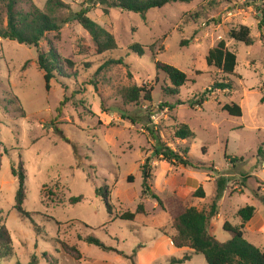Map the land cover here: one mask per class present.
<instances>
[{
	"label": "rangeland",
	"instance_id": "rangeland-1",
	"mask_svg": "<svg viewBox=\"0 0 264 264\" xmlns=\"http://www.w3.org/2000/svg\"><path fill=\"white\" fill-rule=\"evenodd\" d=\"M63 1L73 11L89 7L88 15L113 33L118 48L97 54L89 32L77 21L66 23L60 35L48 33L41 49L48 50L52 42L75 68L52 80L47 90L37 48L0 38V210L15 250L12 256H0V264H131L123 255H132L141 244L155 247L158 231L165 236L173 232L170 215L143 194L145 164L152 173L148 184L160 199L174 194L189 170L195 171L192 183L204 171L217 176L216 186L225 177L228 194L221 204L227 220L237 225L238 210L254 205L262 227L246 228L244 236L264 249V29L258 26L264 0L175 1L144 15L117 7L106 14L100 1ZM47 2L20 0L18 8L28 11L35 4L48 11ZM241 25L250 27L253 44L230 36ZM221 39L237 54L233 75L207 64L209 49ZM134 43L145 46V55L129 50ZM151 55L187 74L190 81L179 94L169 93L170 81ZM109 58H123L124 63L104 66ZM227 82L233 89L219 88ZM141 85L153 87L151 100L124 102L122 92ZM232 103L241 106L242 116L223 108ZM181 123L190 126L194 138H174ZM160 144L196 167L183 170L181 163L157 154ZM20 163L26 174L24 209L34 213L31 218L15 209L18 180L12 168ZM105 185L112 213L105 190L96 194ZM216 186L207 184L206 204ZM73 196L83 199L72 204ZM191 200L199 204L201 199ZM140 202L144 215L134 221L116 218L136 212ZM223 219L215 235L227 241L233 233L224 229ZM88 235L112 249L81 239ZM61 241L77 245L82 258L64 252ZM187 253L192 259L181 264H208L202 254L171 245L146 252L136 264H167L171 256Z\"/></svg>",
	"mask_w": 264,
	"mask_h": 264
},
{
	"label": "trees",
	"instance_id": "trees-1",
	"mask_svg": "<svg viewBox=\"0 0 264 264\" xmlns=\"http://www.w3.org/2000/svg\"><path fill=\"white\" fill-rule=\"evenodd\" d=\"M20 0H0V38L16 40L19 43L33 45L38 50V65L44 71L45 87L50 90L52 80L58 77H65L68 75V70L75 68V62L69 58L62 57L55 45L50 42L48 50L41 49V41L48 33L55 32L60 35L63 26L71 21H77L84 27L92 37L95 43V51L97 54H104L106 52L114 51L118 48L117 41L113 33L104 28L101 24L92 19L88 13L89 7L81 8L79 11H73L70 5L63 0H48L47 10H42L35 4L26 11L18 8ZM93 4L94 1H100L105 5L104 12L109 13V9L113 7L121 8L126 11L145 14L150 9L160 8L170 2L181 1L190 2L192 0H88ZM66 11V15H59L61 11ZM261 18L259 20V29L263 32L264 29V9L260 10ZM230 36L235 40L245 42L248 45L254 43L251 36L250 27L241 25L239 28L232 29ZM129 50L143 56L146 53V48L141 43H134L129 47ZM237 54L232 51L224 39H221L215 46L209 49L206 57L208 66L216 67L226 74L233 75L238 64ZM150 61L155 65L158 71L164 72L171 86L168 91L172 95L179 94L180 88L183 87L189 78L187 74L174 65L157 60L154 55H151ZM124 63L123 58H109L104 66L110 64ZM101 68V67H100ZM104 68V67H103ZM219 88L223 90L233 89L232 83H219ZM153 87L148 88L147 85L132 86L122 92L123 100L126 103L137 102L140 98L151 100V93ZM264 100V96L262 98ZM200 104V101L198 102ZM165 103L162 106H168ZM64 102H61L59 110H62ZM173 107V106H171ZM231 115L242 116V108L237 103L226 104L223 107ZM153 132V131H152ZM174 138L185 140L187 138H194L195 133L187 124H178L174 131ZM156 138V137H155ZM157 139V138H156ZM1 145V141H0ZM157 154L165 156V158L172 162H178L184 165H191L196 167L188 157L182 153H178L167 145L160 144ZM186 152V151H185ZM148 160V159H147ZM2 154L0 153V168H1ZM13 175L18 180V189L16 192L15 209L22 217L31 218V212L24 209L26 199L25 181L26 174L23 168V163H20L17 168H12ZM152 177L151 170L148 165H144V184L143 194L152 196L160 205H163L160 196L150 187L149 179ZM131 176L128 177L131 180ZM226 185V178L220 177L217 180L216 193L212 202L200 209L196 206H187L184 211L173 219V232L169 235L173 244L177 248H189L192 252L202 254L208 264H264V249L257 247L244 236L245 224L256 216V208L254 205H246L240 208L237 212L242 219L241 225H233L226 221L223 225L224 229L233 233V237L227 241H220L210 231L212 219L219 213V200L222 198ZM105 190L106 205L112 213V205L108 198L111 194L108 186L99 187L96 189V194L101 196V191ZM194 197H205V190L203 185H200L194 192ZM83 199L82 196H73L70 198L72 204L78 203ZM145 205L140 202L136 212L126 211L116 218L122 220L134 221L138 214H144ZM2 211L0 210V256L6 258L15 254L14 241L12 235L3 223ZM90 227V226H89ZM81 239L89 244H94L104 250H111L104 242L94 235L81 237ZM64 252L71 256L81 259L82 254L77 245H69L68 243L60 242ZM141 244L135 249L132 255H123L131 261V264H136L137 252L144 247ZM191 255L188 253L183 258L172 257L167 264H181L190 259ZM16 264H20L17 262Z\"/></svg>",
	"mask_w": 264,
	"mask_h": 264
},
{
	"label": "crops",
	"instance_id": "crops-1",
	"mask_svg": "<svg viewBox=\"0 0 264 264\" xmlns=\"http://www.w3.org/2000/svg\"><path fill=\"white\" fill-rule=\"evenodd\" d=\"M185 167H186V165L182 164L180 168H182L183 170H185L184 169ZM215 168L217 170V167H215ZM189 171H190L191 174L188 176L187 180L186 179H182V181H183L182 182V185H180L179 188H176L175 191H173L174 194H172V195L170 194V197L168 199H162L161 198V200L163 202V205H160L158 202L155 203V206L156 207L158 205H160L161 208H164L165 212L170 215V218L171 219H174L176 216H178L179 214H181L187 206L193 205V206H196V207L202 209L205 206H207V205L210 204V203L206 204V200H205V198L207 197V194H208L207 191H206V186H207L208 183L211 184V185H215L216 186L217 176L213 175L214 173L210 174L209 172L204 171L205 173H202L204 175L203 178H201L199 180L196 179V182L195 183H192V181L195 179V175L193 173L195 171H193V170H189ZM200 185H203V187H204L205 197H201V198L194 197L193 196V192ZM164 191L167 192L165 190V188H164ZM241 191H242V193H245L244 192V184H243V190H241ZM226 194H228V192L225 190L222 198L219 201V213H218L217 216H215L212 219V222H211L210 231L212 232L213 235H215V233H216V226L219 224L220 219L224 218L223 219L224 223L226 221H229V220H227L228 219L227 218L228 217L227 216V213H224L223 210H222V204H221L222 201L224 200ZM190 197H191V199H195V198L201 199L200 200V203L199 204H192V202H191L192 200L191 199L189 200V202H187V199L190 198ZM144 214H145V212H144ZM261 218L262 217L259 215V212L256 209V216L245 224V229L246 228L247 229H251L250 227H253V226H255V227L258 226V229H260L262 227ZM241 224H242V219H241V221L237 225H241ZM157 233H158V235H157V237H156V239L154 241L155 247H149L148 245H145L144 244L145 246L142 247V248H140L138 250V252H137V258L136 259H138L139 261L142 260V258H143V256L145 255L146 252H149L151 250L154 251V249H156V248H162V247H165V246H168V245H171L172 248H177V247H175V245L173 244L172 239L169 236H167V235L166 236L165 235H161L159 233V231ZM180 249H188V250H190L189 248H180ZM172 257H175V256H171L170 258H172ZM170 258H169V260H170ZM178 258H180V257H178ZM153 259H155L154 258V255H153ZM153 259H151V260H153Z\"/></svg>",
	"mask_w": 264,
	"mask_h": 264
}]
</instances>
